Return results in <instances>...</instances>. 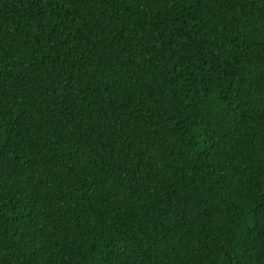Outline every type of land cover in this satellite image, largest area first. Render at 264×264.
I'll return each instance as SVG.
<instances>
[{"label":"trees","instance_id":"1","mask_svg":"<svg viewBox=\"0 0 264 264\" xmlns=\"http://www.w3.org/2000/svg\"><path fill=\"white\" fill-rule=\"evenodd\" d=\"M0 264H264V0H0Z\"/></svg>","mask_w":264,"mask_h":264}]
</instances>
